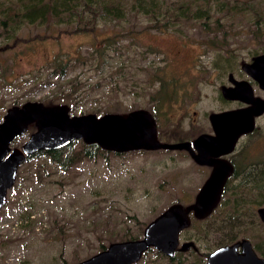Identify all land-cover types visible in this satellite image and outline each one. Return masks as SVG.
<instances>
[{
    "label": "rangeland",
    "instance_id": "374dc122",
    "mask_svg": "<svg viewBox=\"0 0 264 264\" xmlns=\"http://www.w3.org/2000/svg\"><path fill=\"white\" fill-rule=\"evenodd\" d=\"M42 10L57 16L41 22ZM261 52L264 0H0V120L29 100L65 103L71 114L145 108L158 138L177 141L208 129L209 112L232 106L218 92L226 73L242 75ZM238 147L215 211L191 213L179 234L199 252L166 256L149 247L132 264H206L219 243H264L254 211L264 203V115ZM206 175L176 148H102L63 168L46 153L26 158L0 209V264H73L139 238L171 203L193 201Z\"/></svg>",
    "mask_w": 264,
    "mask_h": 264
},
{
    "label": "water",
    "instance_id": "95a60500",
    "mask_svg": "<svg viewBox=\"0 0 264 264\" xmlns=\"http://www.w3.org/2000/svg\"><path fill=\"white\" fill-rule=\"evenodd\" d=\"M242 67L264 88V52L255 55ZM223 91L228 98H240L253 105L212 112L210 121L215 134L201 133L194 138L196 154L188 140H160L154 117L145 108L97 115L93 112L71 114L69 105L65 103L47 105L37 100L10 106L0 121V208L6 202L8 189L15 182L19 165L39 150L57 149L75 139L115 151L185 148L201 163L208 161L215 165L195 200L187 205L171 203L147 223L141 237L112 241L106 248L73 264H132L149 247L172 253L179 242V231L190 224L189 212L193 210L197 217L205 216L217 203L231 172V165L226 160H213L208 155L228 151L238 135L253 127L254 116L264 111V99L253 96L251 85L246 80H235L234 87H224ZM30 124H34L36 129L21 146L12 147L13 140ZM260 210L264 214V208ZM190 244H193L192 240L184 241L182 247L187 248ZM239 245L241 251L237 249ZM207 264H264V258L257 255L251 241L244 237L217 247L209 254Z\"/></svg>",
    "mask_w": 264,
    "mask_h": 264
},
{
    "label": "flooded vegetation",
    "instance_id": "af4514ba",
    "mask_svg": "<svg viewBox=\"0 0 264 264\" xmlns=\"http://www.w3.org/2000/svg\"><path fill=\"white\" fill-rule=\"evenodd\" d=\"M226 74H227V80H226V82L221 83L220 87L218 88V92H219V95L221 96V100H224V101L230 103L232 106L224 107V108H221V109H218V110H213V111L209 112L208 115H207V119H208V122H209L210 127L208 129L198 130V132L195 135L188 136V138L181 137L179 140H177V141H182V140H188V141H190L191 142V146L193 148V152H195V154L198 153V151H197V149L193 145L194 138H196L201 133H209V134H213V135L215 134V131H214L213 126H212L211 121H210V114L212 112H217V111L219 112V111H222V110H229V109H236V108H246V107H249V106L253 105V103L247 102V101H245L243 99H240V98H228V97H226L225 96V93L223 91L224 87H234L235 86V80H238V81L239 80H246L251 85V88L253 90V96H255V97H261V98L264 99V88L261 87L260 84H259V82L253 76H251L249 73H247L244 69H243V74L242 75L241 74L240 75L239 74H236L234 71H228ZM47 105H51V104H47ZM5 113L2 115V119L4 118ZM262 115H264V111H262L260 114L254 116V119H253L254 120L253 121V127L249 131L244 132V133H241L240 135H238L237 138L235 139L234 143L232 144L231 148L228 151H226L224 153H221L219 155H208V157L209 158H212L213 160L214 159L215 160H217V159L218 160L219 159L226 160L231 165V172L227 176V178H226V180H225V182H224V184L222 186V189H221V192H220V195H219V199H218L217 203L215 204V206H213V208L205 216H203V217H197L194 214V211L193 210H191L189 212V216L192 213V215H194L196 218H199L200 219V218H204V217H207V216L211 215L215 211V209L217 208V205L221 201V198H222V196H223V194L225 192V189L227 187V184L229 183V180H230L231 176L235 172L236 164H235V161H234V155L236 153L238 155L242 151V148H243V146H242V148L241 147H238L239 140L241 139V137L252 133L256 129V126H257V118L260 117V116H262ZM251 145H253V144H249V145H247V147L248 146H251ZM176 149L178 151L179 150H185L187 152V155L192 159V161H193L194 164H196L198 166H204V167H206V169H207V175H206L205 179L203 180V182L201 183V184H203L205 182V180L211 174V172H212V170H213V168L215 166L214 163H211V162H208V161H205L204 163H201L198 159L195 158V156L193 155V153L191 151H189V150H187L185 148H176ZM200 187H199V189H200ZM199 189H198V191H199ZM195 198H196V195H195L193 201L195 200ZM193 201H191V202H189L187 204H190ZM182 204H184V203H182ZM187 204H184V205H187ZM261 208H264V203L263 204L262 203H258V206L256 208H254V211L258 214L259 218L262 221H264V214H263V212H261V210H260ZM190 222H191V218H190ZM184 228H182L179 231V234H180V232ZM244 237L245 238H248L251 241L252 246H253L255 252L257 253V255H259V256H261V257L264 258V243L262 244L261 242H257V244L256 243L254 244V242L249 237H247V236H241V237L235 238V239H233L231 241H227V242H224V243H219L213 249H211L210 251H208L207 254L204 255V257L206 259V264L208 262V256H209V254L213 250H215L217 247H219L221 245H224V244L233 243L234 241H236V240H238L240 238H244ZM178 240H179V242L176 245V247H175V249L173 250L172 253H166V252L161 251V250H159V251L162 252L163 254H165L166 256H174L176 252H178V251H188L189 248H192L194 251L199 252L198 246H197V244L195 242H193V244H190L187 248H183L182 247L183 246L182 244H183L184 241H187V240L180 241L179 235H178ZM237 249L239 251H241L242 248L239 245L237 247Z\"/></svg>",
    "mask_w": 264,
    "mask_h": 264
},
{
    "label": "trees",
    "instance_id": "16d2710c",
    "mask_svg": "<svg viewBox=\"0 0 264 264\" xmlns=\"http://www.w3.org/2000/svg\"><path fill=\"white\" fill-rule=\"evenodd\" d=\"M65 10H71V9L70 7H65ZM36 15L37 18H40L41 22H48L50 17L57 16L56 12L48 11V10H42L39 14ZM57 21H61V19H58ZM75 140L57 149L39 150L36 153L27 156V159L41 153H46L47 155H49V158L51 159L52 162H54L59 167L63 168L66 167L67 165L72 164L75 161V156L79 153H83V155L86 156H92L95 155L98 151H100V149H102L97 143L83 142L80 149L74 150L72 148V144Z\"/></svg>",
    "mask_w": 264,
    "mask_h": 264
}]
</instances>
